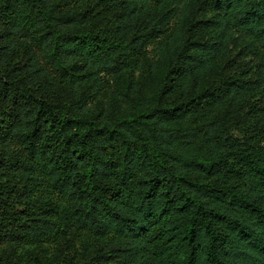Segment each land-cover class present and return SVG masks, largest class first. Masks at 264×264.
<instances>
[{"label": "trees", "instance_id": "obj_1", "mask_svg": "<svg viewBox=\"0 0 264 264\" xmlns=\"http://www.w3.org/2000/svg\"><path fill=\"white\" fill-rule=\"evenodd\" d=\"M0 264H264V0H0Z\"/></svg>", "mask_w": 264, "mask_h": 264}]
</instances>
